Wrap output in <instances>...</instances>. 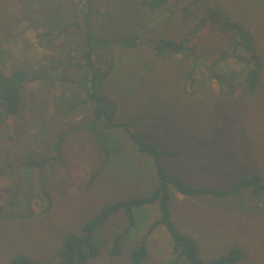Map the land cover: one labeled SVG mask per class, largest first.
Wrapping results in <instances>:
<instances>
[{
  "label": "trees",
  "instance_id": "obj_1",
  "mask_svg": "<svg viewBox=\"0 0 264 264\" xmlns=\"http://www.w3.org/2000/svg\"><path fill=\"white\" fill-rule=\"evenodd\" d=\"M101 1L102 5L99 0H74L70 9L64 0L20 1L23 8L41 10L38 22L42 28L36 33L40 46L47 50L61 46L49 63L36 71L11 62L8 67L7 59L11 55L3 49L0 36L1 139L14 143L21 136L26 105L24 92L28 84L36 83L41 92L49 93V98L43 100L51 104L54 114L81 110L91 117L85 128L93 135L105 164L111 157L106 142L115 144L113 141L124 136L139 154L150 159L157 179L156 187L149 193L107 202L73 228L60 230L49 264H94L102 256L109 261L126 258L128 264H146L147 239L157 227L166 229L171 240L172 258L161 264H178L181 260L187 264H245L247 250L238 244L230 245L216 258H202L198 241L181 232L173 219L172 189L187 201L197 200L209 207H194L195 226L207 222L209 217L216 218L217 213H225L232 217L230 224L237 233L254 235L256 221H249L247 215L250 211L254 213V205L264 203V169L245 172L222 187L185 180L169 171L161 161L175 158L179 153L163 149L159 141L146 140L134 131L135 122L120 121L118 105L106 90L117 68L116 49L144 47L155 57L180 55L200 60L199 68L214 82L220 98L230 97L233 102L250 97L264 98V0ZM4 5V0H0V27L2 21H6ZM156 10H161L164 19L158 26L150 27L146 12ZM70 29L75 35L72 41L67 37ZM55 43L58 45H53ZM232 61L236 65L230 64ZM194 71L195 68L186 71L182 67L177 75L182 79L181 91L187 96H194L199 88L193 86ZM37 110L34 137L45 146V155L26 156L17 161L13 159L15 153L1 151L0 178L8 172V178L13 179L11 182L29 183V187L38 182L45 186L51 175L49 168L61 163L65 142L77 129L68 125L62 127L45 104ZM229 132L230 127L222 134ZM107 136L111 137L107 140ZM115 148L116 151L122 149L119 143ZM100 170L88 176L87 185ZM4 193L6 190L0 194V242L9 250L0 255V264H45L44 251L37 250L38 242L42 243L44 238L37 239L33 231L27 232L35 227L40 216L33 208L32 196L11 190L4 203ZM151 205H156L158 218L151 222L141 241L124 252L122 244L129 240L132 230L141 228L149 220L138 211ZM118 214L123 215L126 226L120 231L117 228L108 232L107 240H102L98 232L105 230ZM218 224L221 222L211 223L212 232Z\"/></svg>",
  "mask_w": 264,
  "mask_h": 264
},
{
  "label": "rangeland",
  "instance_id": "obj_2",
  "mask_svg": "<svg viewBox=\"0 0 264 264\" xmlns=\"http://www.w3.org/2000/svg\"><path fill=\"white\" fill-rule=\"evenodd\" d=\"M20 1L4 0L6 21H2L0 36L3 49L11 55L6 65L9 67L11 62L28 71H36L47 65L61 46L51 50L40 46L36 33L42 28L41 22H38L41 10L23 8ZM64 1L67 8L73 7L74 0ZM99 3L103 4L101 0ZM34 7L36 9L37 4ZM160 11L146 12L150 27L158 26L163 21L164 15ZM67 37L71 41L75 39L71 29ZM145 49H116L117 68L107 84L106 94L117 103L120 121L135 122L134 131L146 140L159 141L163 149L179 153L175 158L162 159V164L185 180L219 187L245 172L264 169V98L250 97L235 102L230 97L220 98L214 82L199 68L200 60L193 61L189 56L180 55L155 57ZM230 64L236 65L233 61ZM182 67L186 71L195 68L193 86L198 85L199 88L194 96H187L181 91L182 79L177 75ZM39 86L36 83L26 86L23 96L26 105L21 123L23 132L14 143L0 138V152L9 150L15 153V158L10 155L17 161L26 156L45 155V146L34 137L36 128L33 124L37 109L42 108L43 104L62 127L67 128L68 125L77 130L69 134L65 142L61 163L49 168L48 187L38 182L32 187L26 182L23 185L11 182L12 176L8 178L7 172L0 178V194L3 195L6 190L4 203L11 190L32 196L33 208L40 216L35 227L27 229V232L33 231L37 239L40 236L44 238L42 243L38 242L40 246L37 250L44 251L43 262L49 264L60 230L73 228L78 222L97 213L107 202L149 193L156 187L157 179L150 159L139 154L124 136L113 141L115 144L106 142L111 157L105 164L93 135L85 128L91 117L81 110L54 114L51 104L43 100L49 98V93L41 92ZM229 127L230 132L222 134ZM4 131L8 132L7 127H4ZM101 132L103 134L104 130L101 129ZM110 137L107 136V140ZM117 143L121 145V150L116 151ZM98 169H101L99 174L87 185L88 176ZM172 193L173 219L181 232L190 234L198 241L204 260L216 258L230 245L238 244L247 250L245 264H264V203L254 205V213L250 211L247 215L249 221H256L254 235H248L237 233L234 225L230 224L232 217L225 213H217L216 218L209 217L207 222L195 226L194 207L204 205L197 200L187 201L175 189H172ZM204 208L209 209L207 206ZM141 213L146 214L149 220L141 228L139 226L132 230L129 240L122 244L124 252L137 245L151 222L158 218L156 205L138 211V214ZM213 222H221L214 232L210 229ZM125 226L123 215H115L105 230L98 232L99 237L107 240L108 232L117 228L120 231ZM147 245L149 258L146 264H161L172 258L171 240L163 227L153 230L148 236ZM6 250L9 247L6 249L5 244L0 242V255ZM94 264L128 263L126 258L109 261L102 256ZM178 264L187 263L181 260Z\"/></svg>",
  "mask_w": 264,
  "mask_h": 264
}]
</instances>
